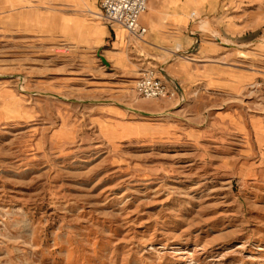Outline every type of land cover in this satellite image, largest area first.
Segmentation results:
<instances>
[{
    "label": "rangeland",
    "instance_id": "374dc122",
    "mask_svg": "<svg viewBox=\"0 0 264 264\" xmlns=\"http://www.w3.org/2000/svg\"><path fill=\"white\" fill-rule=\"evenodd\" d=\"M28 1L0 0V264H264V0L153 43Z\"/></svg>",
    "mask_w": 264,
    "mask_h": 264
},
{
    "label": "crops",
    "instance_id": "0c3cea01",
    "mask_svg": "<svg viewBox=\"0 0 264 264\" xmlns=\"http://www.w3.org/2000/svg\"><path fill=\"white\" fill-rule=\"evenodd\" d=\"M20 4H29L28 0H17ZM50 1H58V0H50ZM61 2L66 3H78V9L81 12L95 11L99 13V8H96L92 4V0H59ZM100 1V0H99ZM217 0H149L147 4V10L140 17V24L146 28L147 34L149 32V41H155V34L153 33L160 25V18H166V25L173 31L183 32L187 28L189 21L188 15L189 11H194L191 16H195L198 12L203 10L212 11L215 8ZM99 4V2H98ZM148 11H151L149 15H146ZM99 15V14H97ZM146 15V16H145ZM145 18V19H144ZM143 19L145 21H143ZM147 19V20H146ZM79 20V21H77ZM200 20L197 19L196 22ZM70 22L76 25L79 29H81V33L87 35L88 29L87 26H95L98 27L95 23H90L85 19H70ZM145 22L148 26L143 23ZM163 23V24H164ZM86 27V28H85ZM152 27V29H151ZM123 31L120 28H114ZM114 29H111L114 31ZM158 30V29H157ZM98 31V30H97ZM99 32L101 33V42L102 39L106 36L105 28H99ZM125 32V31H124ZM128 35V34H127ZM97 33L95 32V36H90L89 42H97ZM126 39L120 36V33L115 32V43L117 45H122ZM185 37L181 39V43H186ZM152 46H155L152 44Z\"/></svg>",
    "mask_w": 264,
    "mask_h": 264
},
{
    "label": "built area",
    "instance_id": "2783aa9c",
    "mask_svg": "<svg viewBox=\"0 0 264 264\" xmlns=\"http://www.w3.org/2000/svg\"><path fill=\"white\" fill-rule=\"evenodd\" d=\"M149 0H100L98 18L110 29L121 28L133 38L142 39L147 30L140 24V17L147 10ZM136 91L148 100H175L176 93L170 90L155 74L146 71L136 82Z\"/></svg>",
    "mask_w": 264,
    "mask_h": 264
},
{
    "label": "bare ground",
    "instance_id": "6f19581e",
    "mask_svg": "<svg viewBox=\"0 0 264 264\" xmlns=\"http://www.w3.org/2000/svg\"><path fill=\"white\" fill-rule=\"evenodd\" d=\"M192 16H193V15H192ZM120 29H121V28H120ZM122 30H123V29H122ZM123 31H125V30H123ZM125 32H126V31H125ZM126 33H127V32H126ZM142 41H143V40H142ZM178 48H179V47H178ZM178 48H177V49H178ZM183 56H184V55H183ZM183 56L180 55L179 57H180V58H183ZM173 57H174V56H173Z\"/></svg>",
    "mask_w": 264,
    "mask_h": 264
}]
</instances>
